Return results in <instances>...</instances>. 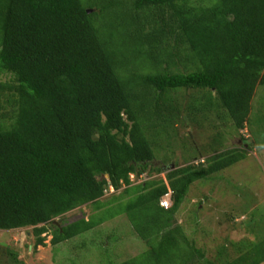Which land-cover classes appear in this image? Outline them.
<instances>
[{
	"label": "trees",
	"instance_id": "1",
	"mask_svg": "<svg viewBox=\"0 0 264 264\" xmlns=\"http://www.w3.org/2000/svg\"><path fill=\"white\" fill-rule=\"evenodd\" d=\"M0 76V231L31 228L36 248L49 226L56 247L103 223L100 200L123 189L147 250L120 264H264L263 237L211 254L175 219L193 183L246 158L222 151L218 126L242 132L264 88V0H0ZM188 129L214 135L181 165ZM84 205L99 215L64 224Z\"/></svg>",
	"mask_w": 264,
	"mask_h": 264
},
{
	"label": "rangeland",
	"instance_id": "2",
	"mask_svg": "<svg viewBox=\"0 0 264 264\" xmlns=\"http://www.w3.org/2000/svg\"><path fill=\"white\" fill-rule=\"evenodd\" d=\"M5 81V77L0 76V83ZM4 100L1 97L0 115L8 111ZM249 119V125L239 133H235L230 126H222V123L218 126V131L225 135L222 151L246 149V158L205 180L193 183L175 214L177 224L188 240L207 248L211 254L223 246L229 249L230 243L253 241L257 236L264 238V222L258 218L264 214L263 87L256 89ZM201 130L188 129L185 133H179L176 141L178 145L173 148L177 163L183 165V156L190 150L189 146L197 145L199 150L206 148L214 131ZM246 144L251 148L246 147ZM181 145L187 150H183ZM196 152L194 150L191 156L198 158L200 154ZM193 161L191 164L199 163ZM145 180L144 177L136 179L130 176L133 186ZM122 191L109 189L100 200L104 205L100 216L106 219L103 223L56 247L50 244L52 229L49 226H46L47 233L42 235L45 237L44 246L36 248L31 228L0 231V264H15L9 253L14 254L16 260L23 264H120L140 256L146 252V244L136 235L122 212L125 205L134 198V193L128 196L123 195ZM114 199L117 201L108 208L110 200ZM99 211L92 209L91 205H84L66 214L62 221L70 224L99 215ZM250 217H254V220L251 221ZM54 222L59 225L58 219Z\"/></svg>",
	"mask_w": 264,
	"mask_h": 264
},
{
	"label": "built area",
	"instance_id": "3",
	"mask_svg": "<svg viewBox=\"0 0 264 264\" xmlns=\"http://www.w3.org/2000/svg\"><path fill=\"white\" fill-rule=\"evenodd\" d=\"M159 205L163 209H168L171 205V192L166 193L160 200Z\"/></svg>",
	"mask_w": 264,
	"mask_h": 264
},
{
	"label": "water",
	"instance_id": "4",
	"mask_svg": "<svg viewBox=\"0 0 264 264\" xmlns=\"http://www.w3.org/2000/svg\"><path fill=\"white\" fill-rule=\"evenodd\" d=\"M168 169H169V170H173V169H174V165H173V164H170V165L168 166Z\"/></svg>",
	"mask_w": 264,
	"mask_h": 264
},
{
	"label": "clouds",
	"instance_id": "5",
	"mask_svg": "<svg viewBox=\"0 0 264 264\" xmlns=\"http://www.w3.org/2000/svg\"><path fill=\"white\" fill-rule=\"evenodd\" d=\"M199 162H202V161H199ZM171 164H173V163H171ZM197 164H198V163H197ZM168 170H169V169H168ZM169 171H172V170H169ZM163 176H164V174H163ZM131 177H132V176H131ZM159 206H160V205H159ZM170 206H171V205H170ZM169 208H170V207H169ZM169 208H168V209H169Z\"/></svg>",
	"mask_w": 264,
	"mask_h": 264
},
{
	"label": "crops",
	"instance_id": "6",
	"mask_svg": "<svg viewBox=\"0 0 264 264\" xmlns=\"http://www.w3.org/2000/svg\"><path fill=\"white\" fill-rule=\"evenodd\" d=\"M121 190H123V189H121Z\"/></svg>",
	"mask_w": 264,
	"mask_h": 264
}]
</instances>
